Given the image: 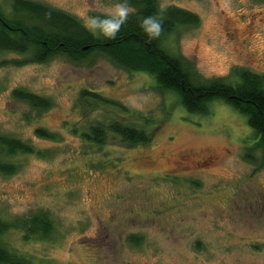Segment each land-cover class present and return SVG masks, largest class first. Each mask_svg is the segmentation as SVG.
I'll return each mask as SVG.
<instances>
[{
  "label": "rangeland",
  "instance_id": "obj_1",
  "mask_svg": "<svg viewBox=\"0 0 264 264\" xmlns=\"http://www.w3.org/2000/svg\"><path fill=\"white\" fill-rule=\"evenodd\" d=\"M11 1L0 3L8 8ZM35 1L89 28L95 14L111 17L122 4ZM158 1L200 15V25L179 27L165 45L202 77L236 81V68L264 73V0ZM27 57L0 51V133L44 155L20 154L17 173H0V215L47 210L54 231L42 240L10 231L4 239L13 251L36 264H264V148L245 115L221 100L211 102L209 114L190 113L152 75L99 54L79 63L61 55L22 66L1 63ZM16 88L53 106L36 110L13 97ZM84 89L120 109L83 100ZM113 119L146 128L150 142L131 144L108 131L99 144L83 135ZM41 127L56 139L39 137Z\"/></svg>",
  "mask_w": 264,
  "mask_h": 264
},
{
  "label": "trees",
  "instance_id": "obj_2",
  "mask_svg": "<svg viewBox=\"0 0 264 264\" xmlns=\"http://www.w3.org/2000/svg\"><path fill=\"white\" fill-rule=\"evenodd\" d=\"M133 11L117 33L115 39H106L86 26L76 16L35 0H12L8 8L0 3V51L27 54L25 59L1 62L3 65L22 66L27 63H44L61 55L72 62H84L91 55L108 58L128 71H141L152 75L163 91L176 94L190 113L209 114L214 100H221L247 117L258 137L257 145L264 148V73L236 68V81L225 78H204L193 69L187 58L169 51L167 37L179 27H196L201 23L198 13L173 5L162 8L158 0H119ZM94 17L109 18L103 14ZM146 17L162 21L163 30L156 39H150L141 27ZM13 97L26 102L36 110H48L51 99L25 88L13 90ZM81 98L89 102L104 103L120 109L121 104L106 98L97 91L84 89ZM111 131L125 142L144 145L151 140L152 132L129 125L118 119L97 122L83 135L89 141L104 143ZM36 134L56 139L55 133L38 128ZM20 154L44 155L42 150L19 137L0 133V173L13 175L19 171L14 158ZM23 233L25 240L47 239L54 231V220L49 211L39 210L25 216L4 218L0 215V264H36L30 256L13 251L4 236L10 231ZM136 243L141 238L131 236Z\"/></svg>",
  "mask_w": 264,
  "mask_h": 264
},
{
  "label": "clouds",
  "instance_id": "obj_3",
  "mask_svg": "<svg viewBox=\"0 0 264 264\" xmlns=\"http://www.w3.org/2000/svg\"><path fill=\"white\" fill-rule=\"evenodd\" d=\"M128 18V10L123 4L117 5L115 14L109 18L94 17L90 27L106 39H115L121 27ZM141 27L150 39L160 36L163 25L162 21L154 17H146L141 21Z\"/></svg>",
  "mask_w": 264,
  "mask_h": 264
}]
</instances>
